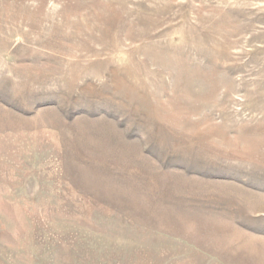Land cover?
<instances>
[{"label": "rangeland", "instance_id": "obj_1", "mask_svg": "<svg viewBox=\"0 0 264 264\" xmlns=\"http://www.w3.org/2000/svg\"><path fill=\"white\" fill-rule=\"evenodd\" d=\"M0 264H264V0H0Z\"/></svg>", "mask_w": 264, "mask_h": 264}]
</instances>
